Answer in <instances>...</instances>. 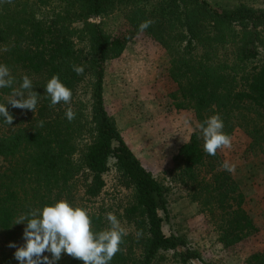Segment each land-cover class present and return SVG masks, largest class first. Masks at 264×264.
Instances as JSON below:
<instances>
[{
	"label": "trees",
	"instance_id": "trees-1",
	"mask_svg": "<svg viewBox=\"0 0 264 264\" xmlns=\"http://www.w3.org/2000/svg\"><path fill=\"white\" fill-rule=\"evenodd\" d=\"M115 13L122 31L106 32L91 22ZM145 21L151 23L141 31ZM138 35L167 53L176 110L193 111L198 124L219 113L227 134L243 130L250 148L264 156V9L220 10L207 0H0V63L11 70L13 87L27 75L38 96L34 112L18 107L24 126L3 131L10 125L0 120V264H19L14 254L24 244L25 224L14 223L21 214L60 199L86 208L102 194L110 160L131 193L122 218L134 228L110 264H158L167 252L178 264H209L183 237L163 233L168 189L142 166L105 109L106 63ZM54 75L72 91L68 104H51L45 88ZM82 85L89 89L87 102L79 94ZM10 92L0 89V101ZM203 144L197 128L178 148L174 177L209 214L222 247L231 248L258 228L218 153L207 154ZM89 213L93 231L109 227L100 213ZM54 264L83 261L62 253ZM247 264H264V252L250 255Z\"/></svg>",
	"mask_w": 264,
	"mask_h": 264
},
{
	"label": "rangeland",
	"instance_id": "rangeland-1",
	"mask_svg": "<svg viewBox=\"0 0 264 264\" xmlns=\"http://www.w3.org/2000/svg\"><path fill=\"white\" fill-rule=\"evenodd\" d=\"M215 9L230 10L238 5L264 9V0H207ZM106 32L124 30L120 14L93 18ZM167 53L144 35H138L126 46L123 54L106 63L104 76V105L116 122L122 139L139 159L142 166L168 189V222L163 226L166 236H180L189 247L209 264H247L250 255L264 252V156L260 149H251V139L241 130L232 135V147L218 149L223 164L235 165L229 172L244 196V208L258 232L241 243L223 248L207 212L192 202L185 187L174 177V157L178 148L186 143L197 129L198 122L191 110H176L171 95L177 86L168 77ZM89 89L79 88L84 102ZM87 95V96H86ZM5 100L9 98L4 97ZM14 119L1 130L24 126L25 117L18 107L12 106ZM189 123L185 125L184 121ZM1 163V159H0ZM109 171L104 175L105 188L100 197L86 205L87 210L100 213L109 226L107 214L113 213L126 229L133 233V226L123 218V210L130 201V191L125 190L114 167L109 161ZM165 260L158 264H178L172 253L163 254ZM155 264V263H154Z\"/></svg>",
	"mask_w": 264,
	"mask_h": 264
},
{
	"label": "clouds",
	"instance_id": "clouds-1",
	"mask_svg": "<svg viewBox=\"0 0 264 264\" xmlns=\"http://www.w3.org/2000/svg\"><path fill=\"white\" fill-rule=\"evenodd\" d=\"M151 21L140 24L141 31L146 29ZM77 74L83 73L82 66H74ZM14 77L6 64L0 63V89L11 88L9 99L0 101V120L9 125L13 116L8 111V105L34 112L38 96L32 91V81L25 75L19 87H13ZM46 92L51 98V104L63 101L68 104L72 91L59 78L52 76L46 84ZM27 93V95H26ZM68 120L75 117L71 108L66 111ZM43 122H41L42 125ZM185 125L189 123L186 119ZM204 144V151L209 155H216L218 149L232 147V138L224 129V122L216 113L197 125ZM222 167L232 172L235 165L225 161ZM109 227L93 231L89 211L66 199H60L43 207L31 208L21 214L14 224H25L24 244L16 248L15 258L19 264H54L59 261L62 253L83 261V264H110L113 256L120 251V244L128 233L120 220L113 213L107 214ZM16 247L15 244H10ZM50 253L51 259L44 253Z\"/></svg>",
	"mask_w": 264,
	"mask_h": 264
}]
</instances>
